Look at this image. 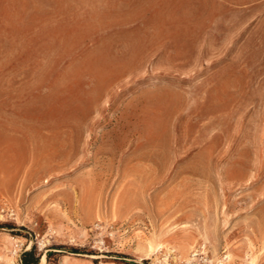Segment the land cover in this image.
Masks as SVG:
<instances>
[{
    "label": "rangeland",
    "instance_id": "rangeland-1",
    "mask_svg": "<svg viewBox=\"0 0 264 264\" xmlns=\"http://www.w3.org/2000/svg\"><path fill=\"white\" fill-rule=\"evenodd\" d=\"M31 248L264 264V0H0V264Z\"/></svg>",
    "mask_w": 264,
    "mask_h": 264
},
{
    "label": "bare ground",
    "instance_id": "bare-ground-1",
    "mask_svg": "<svg viewBox=\"0 0 264 264\" xmlns=\"http://www.w3.org/2000/svg\"><path fill=\"white\" fill-rule=\"evenodd\" d=\"M159 136L162 138V137H165V131H163L162 132V134H161V132L159 133ZM163 141H164V139H163ZM159 142H161V141H159ZM158 142V144H160ZM163 143V142H162ZM161 143V144H162ZM157 144V145H158ZM163 145H164V143H163ZM149 165L148 166H144V165H142L143 167H137V169L140 171V172H142L143 173V176H142V179L140 180V181H138L136 184H135V186L132 188V190L134 191V194H135V196L136 195H140V196H142V195H144V193H145V187H146V185H147V183L148 182H150L151 180L149 179L150 177H149V175L150 176H153V172H155V171H153V170H155V168L152 166L153 165V163L152 164H150V163H148ZM151 165V166H150ZM112 169H113V167H112ZM156 169H158V168H156ZM147 170H150V172L151 173H149V175H148V172H147ZM159 170V169H158ZM157 170V171H158ZM145 172H146V176H148V177H146L145 176ZM179 191H177L176 192V194L178 193ZM176 197L177 196H172V197H169V198H167V199H165V201L163 200L161 203H162V207H165V206H169V204L170 203H172V202H174L175 201V199H176ZM138 205V204H137ZM118 201L115 203V207L116 208H118ZM140 206H143V204H140ZM147 208V207H146ZM170 240H171V243H173L172 245H216L215 243H212V242H210V241H208L209 239L207 238V237H204L202 240L201 239H199V238H197V236L196 235H194V234H192V233H185V234H183V236H173V237H170L169 238ZM139 245H148V248L149 249H152V248H155L156 246H154V245H163L162 243H160V242H155L153 239H147V238H145V239H143L141 242H139ZM256 255V254H255ZM252 260H251V264H254L255 263V260H256V257L254 256V257H252L251 258ZM46 263V256L45 255H43V257L41 258V263L40 264H45Z\"/></svg>",
    "mask_w": 264,
    "mask_h": 264
},
{
    "label": "trees",
    "instance_id": "trees-1",
    "mask_svg": "<svg viewBox=\"0 0 264 264\" xmlns=\"http://www.w3.org/2000/svg\"><path fill=\"white\" fill-rule=\"evenodd\" d=\"M22 263L23 264H39V257L36 256L35 250L33 248L23 253ZM132 264H140V263H132ZM144 264H149V260L145 259Z\"/></svg>",
    "mask_w": 264,
    "mask_h": 264
},
{
    "label": "crops",
    "instance_id": "crops-1",
    "mask_svg": "<svg viewBox=\"0 0 264 264\" xmlns=\"http://www.w3.org/2000/svg\"><path fill=\"white\" fill-rule=\"evenodd\" d=\"M183 31V29H179V32Z\"/></svg>",
    "mask_w": 264,
    "mask_h": 264
}]
</instances>
